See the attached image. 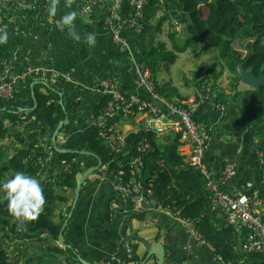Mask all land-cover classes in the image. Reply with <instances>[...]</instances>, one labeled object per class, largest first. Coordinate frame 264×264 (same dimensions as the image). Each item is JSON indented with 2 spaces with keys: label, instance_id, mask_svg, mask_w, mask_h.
I'll return each mask as SVG.
<instances>
[{
  "label": "trees",
  "instance_id": "1",
  "mask_svg": "<svg viewBox=\"0 0 264 264\" xmlns=\"http://www.w3.org/2000/svg\"><path fill=\"white\" fill-rule=\"evenodd\" d=\"M161 1L149 0L145 4L141 36L151 35L154 39L164 22H170L166 9L171 0ZM175 3L182 16L181 13L175 16L178 19L173 22L177 28L171 26L168 33L170 50L163 42H157L143 56V65L152 73L156 93L162 100L180 105L188 96H183L171 79L159 78L169 75L170 66L175 64L179 54L199 46L203 50H214L215 65L205 70L206 76L202 79L198 77L201 70L194 75V84L189 87L192 90L187 95L202 98L201 107L210 104L217 111L231 107L236 114L242 115L251 138L256 140L255 152L262 154L260 160L264 164V86L244 88L240 85L237 73V67L242 64L245 70L252 71L256 76L264 75V0H176ZM121 4L120 13L127 19L133 14L131 0H121ZM183 37L185 39L181 40ZM224 73L230 77L226 93L220 90L218 83ZM41 88L42 85L38 84L32 89L34 109L33 106L19 108L11 102H4L0 109V180L14 171H23L38 179L44 172L47 164L43 165L46 157L43 147L52 145L53 132L68 117L69 112L62 100V91L46 89V93H41ZM109 100V96H103L97 102L94 109L96 118ZM195 120L199 121L197 117ZM205 126L211 136L209 125ZM71 127V122L64 126L57 135V141L61 136H66ZM12 131L15 132L13 139L6 144L7 135ZM144 140L149 144V149L142 156V167L136 170L135 181L141 184L143 191L150 193L149 203L168 209L176 217L193 223L199 235L222 262L237 264L243 259L246 264H264V255H247L238 251L235 230L225 224L223 216L213 209L212 194L207 188L206 178L180 153L179 135L158 137L138 126L137 132L127 135L122 152L116 155L93 132L85 151L95 155L102 167H107V177L111 179L118 170L119 162L127 163L138 156V146ZM55 157L67 167L55 178H49L44 185L46 205L35 221L27 222L18 229V222L11 216L7 201L0 199V264H17L18 256L31 247H45L44 250L51 257L60 255L64 264H80L79 253L65 239L66 248H60L56 243L74 199L78 176L87 170L77 160L80 157H92L56 152ZM89 182L90 177L81 186V192ZM255 191L264 209V179L256 182ZM129 216L139 221L145 219L143 213ZM11 236L13 243H16L14 249L15 246H22L23 250L17 247L10 253L6 249L5 241H10ZM48 241H52L55 246L49 247ZM98 262L104 264L107 261Z\"/></svg>",
  "mask_w": 264,
  "mask_h": 264
},
{
  "label": "crops",
  "instance_id": "2",
  "mask_svg": "<svg viewBox=\"0 0 264 264\" xmlns=\"http://www.w3.org/2000/svg\"><path fill=\"white\" fill-rule=\"evenodd\" d=\"M174 1L171 0L166 9L170 22H164L154 39L151 35L131 37V33L124 34L128 46L123 48L112 40L106 3L71 0V7H68V0H60L56 16L52 17L47 11L49 0H0V27L7 25L9 33L8 43L0 45V83L5 81L12 84L13 95L9 102L19 108L33 106L34 109V85H42L41 93H46V89L62 91V100L69 112L72 127L66 136L59 138L66 141L60 148L75 151H85L95 131L94 123L98 117L94 109L103 97L97 93V88L106 79L114 80L122 94L136 96L163 110L161 101L153 100L146 90L138 86L135 66L136 62L144 63V52L157 42H162L160 37L168 24L178 19L176 17L181 11ZM74 10L84 14V19L78 17L75 22L81 36L88 32L97 34L95 47H89L83 41L74 42L66 31L61 32L56 28V21L66 12ZM27 68L33 70L32 76L21 79ZM161 78L170 79L168 75ZM182 95L189 97L193 94ZM3 104L0 98V109ZM237 114L231 107L217 111L210 104L199 110L197 119L208 124L211 131L204 166L213 174H218L224 166L235 164L237 177L228 185V192L251 195L256 182L264 179V164L256 156V140L251 138L243 116ZM127 121L117 123L124 135L138 129L136 119ZM14 133L12 131L7 135L6 144L12 141ZM78 162L85 169L96 164L95 159L86 157H80ZM66 167L56 157L51 158L40 177L42 187L49 178H55ZM9 174H6V178ZM108 174L107 167H101L90 176V182L81 192L65 230V241L79 253L80 258L91 264H98L99 260L156 264L154 256L145 259L147 249L139 241H127L121 235L128 217L110 209L109 202L116 194ZM146 211L142 221L131 216L126 236L137 237L150 246L161 243L165 248L164 264H226L216 257L208 244L193 243L185 227L165 214L163 207L150 206ZM241 234L244 238L246 231L242 230ZM47 244L49 247L55 246L52 241ZM5 245L10 253L18 247L14 249L16 243H13L12 236L10 241H5ZM56 245L59 247L58 242ZM44 248L26 249L18 256L17 264H64L60 255L51 257ZM18 249L23 250L22 246ZM237 249L241 252L238 243ZM244 262L242 259L237 264H246Z\"/></svg>",
  "mask_w": 264,
  "mask_h": 264
},
{
  "label": "built area",
  "instance_id": "3",
  "mask_svg": "<svg viewBox=\"0 0 264 264\" xmlns=\"http://www.w3.org/2000/svg\"><path fill=\"white\" fill-rule=\"evenodd\" d=\"M92 1L94 3L103 1L108 5V28L116 44L126 48L128 45L124 34L142 35L143 9L149 0H131L133 14L127 19H124L120 13L121 0ZM174 24L176 26V23ZM136 64L135 74L138 86L146 90L153 100L161 101L164 109L136 96L122 94L114 80L106 79L99 84L97 93L101 96H109L110 100L95 120L94 132L116 155L122 152L127 137L117 124L118 121L134 118L144 131L151 132L158 137L169 134L179 135L180 153L186 157V161L195 170L201 171L206 178L207 188L212 194L213 209L223 216L225 224L235 230L236 241L241 251L247 255H264V209L257 191L254 190L251 195L228 192V185L237 177L238 171L235 164L224 166L218 174H213L204 166V156L210 136L205 124L195 120L203 99L191 96L178 106L162 100L156 93L151 71L142 63L136 62ZM32 74L33 70L27 68L20 78L26 79ZM206 91L209 92L208 89ZM12 95V84L1 82L0 98L3 102H9ZM65 142V138L57 141L59 147L64 146ZM148 149L149 144L144 140L138 146V156L128 160L127 163L119 162L118 170L110 179L116 194L115 199L110 202L112 212H118L127 217L132 214L146 213L150 206H158L149 203L150 193L143 191L141 184L135 181L136 170L142 167V156ZM43 152L46 154L43 165H46L51 158L55 157L53 145L43 147ZM256 156L261 158L262 154L256 153ZM164 212L185 227L193 243L206 244L193 223L176 217L168 209L164 208ZM242 230L246 231L244 238H242ZM104 264H123V261H107Z\"/></svg>",
  "mask_w": 264,
  "mask_h": 264
},
{
  "label": "clouds",
  "instance_id": "4",
  "mask_svg": "<svg viewBox=\"0 0 264 264\" xmlns=\"http://www.w3.org/2000/svg\"><path fill=\"white\" fill-rule=\"evenodd\" d=\"M60 0H49L48 13L55 17ZM68 7H71V0H68ZM84 19L83 12H66L56 21V28L67 33L74 42L83 41L89 47L97 44L95 32L85 33L82 37L76 29V20ZM9 33L7 25L0 27V45L7 44ZM0 199L7 201L8 210L15 221L18 222V229L23 228L27 222L35 221L44 211L46 197L41 180L36 176L23 171H14L8 178L0 180Z\"/></svg>",
  "mask_w": 264,
  "mask_h": 264
},
{
  "label": "water",
  "instance_id": "5",
  "mask_svg": "<svg viewBox=\"0 0 264 264\" xmlns=\"http://www.w3.org/2000/svg\"><path fill=\"white\" fill-rule=\"evenodd\" d=\"M237 73L240 79V84L246 88H258L261 86H264V75H260V76H256L252 71L250 70H245L243 65L240 64L237 67ZM45 85V84H44ZM33 86V84L31 85ZM47 86V85H46ZM69 124V117H66L62 122H60L57 126V128L55 129V131L53 132L52 135V145L53 148L55 150L56 153L58 154H79L82 156H89L92 157L96 160V164L94 166H91L90 168H88L87 170H85L79 177L77 183H76V189H75V195H74V199L73 202L71 204V207L69 209V212L67 214L66 220L64 221L61 230L59 232L58 235V244L60 248H66L68 247L65 244L64 238H63V234L64 231L71 219V216L73 214V211L75 210L77 204H78V200L80 197V193H81V186L84 184V182L93 174H95L96 172H98L101 167H102V163L101 161L93 154L87 152V151H75V150H69V149H64V148H60L58 146L57 143V135L58 133L61 131V129L64 126H67ZM131 217L129 216L124 225L123 228L121 230V235L123 236V238L127 241H139V243L144 246L145 249H147V255L145 256V259L150 258L151 256H154L156 259V264H164L165 261V248L161 243H156L152 246H150L147 242H145L144 240H139L137 237H127L126 236V229L128 226V223L130 221ZM78 262L80 264H91L85 260H83L82 258H78Z\"/></svg>",
  "mask_w": 264,
  "mask_h": 264
},
{
  "label": "rangeland",
  "instance_id": "6",
  "mask_svg": "<svg viewBox=\"0 0 264 264\" xmlns=\"http://www.w3.org/2000/svg\"><path fill=\"white\" fill-rule=\"evenodd\" d=\"M171 26L177 28L174 22H172L171 25L168 24V26L164 30V35L160 37V40L164 44H166L169 50H170V41L168 38V33L171 31L170 29L172 28ZM174 31L176 32L175 29ZM184 39L185 37L181 38V40ZM215 55L216 52L214 50H210V49L203 50L202 46H199L198 48L195 49H189L185 53L178 55L175 64L170 66V72L168 76L172 80V83H174V86H176L179 89V91H181L180 93L188 94L190 90H192L189 89V87H191L194 84L193 82L194 75L198 73L200 70H201L200 74L198 75L199 79H202L206 76L205 70L207 68H211L216 63V61L214 60ZM229 80H230L229 75L227 73H224L222 78L218 81L220 90H222L225 93L228 91Z\"/></svg>",
  "mask_w": 264,
  "mask_h": 264
}]
</instances>
